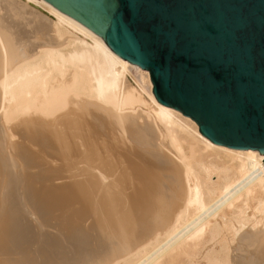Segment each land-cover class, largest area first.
I'll list each match as a JSON object with an SVG mask.
<instances>
[{
	"label": "bare ground",
	"instance_id": "bare-ground-1",
	"mask_svg": "<svg viewBox=\"0 0 264 264\" xmlns=\"http://www.w3.org/2000/svg\"><path fill=\"white\" fill-rule=\"evenodd\" d=\"M152 89L48 2L0 0V264H264V156L210 142Z\"/></svg>",
	"mask_w": 264,
	"mask_h": 264
},
{
	"label": "water",
	"instance_id": "water-1",
	"mask_svg": "<svg viewBox=\"0 0 264 264\" xmlns=\"http://www.w3.org/2000/svg\"><path fill=\"white\" fill-rule=\"evenodd\" d=\"M150 74L210 142L264 156V0H44Z\"/></svg>",
	"mask_w": 264,
	"mask_h": 264
},
{
	"label": "rangeland",
	"instance_id": "rangeland-1",
	"mask_svg": "<svg viewBox=\"0 0 264 264\" xmlns=\"http://www.w3.org/2000/svg\"><path fill=\"white\" fill-rule=\"evenodd\" d=\"M59 182V183H58ZM55 182V184H61V183H67L69 182L68 180H64V181H58ZM21 194L23 195V192H21ZM18 195V203L20 205V217L21 220L23 222H25V224L29 227H35L36 225L39 226V224H42V221H40L37 217V214L35 212V210L32 207V204L30 202H27V198L24 200V202L19 200V194ZM25 203V204H24ZM24 204V205H23ZM73 208H75V206H73V203L71 204H65L64 206H62L61 210L52 212L51 214H49L46 218H45V227L43 229H39L38 231H34L32 232L31 229L28 230V233L23 236V239L25 242V247H44V244L42 243L41 240V236L40 234L42 232H47L50 234H56V231L54 230L55 227L57 225H59L60 222H62L65 219V214H67L68 211L72 210ZM63 215V216H62ZM61 220V221H60ZM94 219H86L84 223H82L81 227H86V226H92L93 225V221ZM54 222V223H53ZM102 223L96 222V228L94 231H102ZM45 230V231H44ZM50 230V231H49ZM54 232V233H53ZM88 232L90 234H93V231H89ZM57 242H59V239H56ZM68 240V239H67ZM63 242V243H62ZM60 240V243L62 246L64 247H68V245L66 243H64V241Z\"/></svg>",
	"mask_w": 264,
	"mask_h": 264
}]
</instances>
